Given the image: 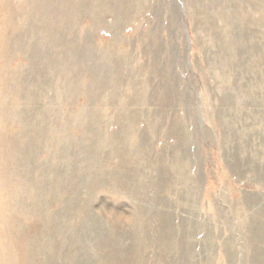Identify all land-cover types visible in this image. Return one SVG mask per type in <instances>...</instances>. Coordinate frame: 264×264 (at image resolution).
<instances>
[{"label": "rangeland", "instance_id": "374dc122", "mask_svg": "<svg viewBox=\"0 0 264 264\" xmlns=\"http://www.w3.org/2000/svg\"><path fill=\"white\" fill-rule=\"evenodd\" d=\"M142 1L122 20L114 11L132 0H4L19 12L10 25L0 14V44L17 56H0V76L24 80L0 83L6 264L44 262L48 249L55 264L105 251L102 264H251L246 223L264 211V0ZM37 236L42 251H28Z\"/></svg>", "mask_w": 264, "mask_h": 264}, {"label": "bare ground", "instance_id": "6f19581e", "mask_svg": "<svg viewBox=\"0 0 264 264\" xmlns=\"http://www.w3.org/2000/svg\"><path fill=\"white\" fill-rule=\"evenodd\" d=\"M94 1V0H93ZM110 1L111 0H102V3H101V6H100V8H99V10H102L104 7H106V6H109L111 3H110ZM6 3V2H5ZM4 3V0H0V14L1 15H3V17L6 19V22H7V25H10V24H12L13 23V20L15 19L14 18V16H15V14H16V12H19V9H18V7L17 8H12V7H7V5ZM138 3H139V6H137L138 5ZM27 5V4H26ZM146 7V2L144 3V1H142V0H140V2L138 1V0H132V4L129 6H125V5H120L118 8H117V10H115L114 11V13L116 14V16H117V19H122V20H124V19H126V18H130L132 15V11H133V13L134 12H140L143 8H145ZM17 9V10H16ZM132 10V11H131ZM131 11V12H130ZM21 13V12H20ZM29 15V14H28ZM27 15V16H28ZM131 15V16H130ZM98 16V15H97ZM18 17V16H17ZM98 18V17H97ZM4 19V20H5ZM1 22V21H0ZM25 23V22H24ZM98 23V22H97ZM1 26V25H0ZM2 26H4L5 27V24H3ZM7 27V26H6ZM14 27V26H13ZM1 32V31H0ZM1 33H3V32H1ZM2 35V34H1ZM156 37V36H155ZM4 38V37H3ZM3 38H1L2 40H3ZM24 38V37H23ZM1 40V43L2 44H0V56H3L4 57V59H6V56L8 57V60H12L14 57H16L17 56V53H15L16 52V49L15 48H8L6 45H5V42H4V40L2 41ZM146 42V41H145ZM57 43V42H56ZM69 43V42H68ZM148 44V43H147ZM27 45H28V43H27ZM32 45V44H31ZM58 45V44H57ZM30 46V45H29ZM147 46V45H146ZM148 47V46H147ZM159 47L160 46H158V49H159ZM154 48H155V45H154ZM83 49V48H82ZM149 49V48H148ZM157 49V48H156ZM31 52H33V51H31ZM152 52V51H151ZM157 53V52H156ZM37 59H39V58H37ZM85 59V58H84ZM1 61H2V59H1ZM4 61V60H3ZM7 61V60H6ZM1 65H4V64H1ZM6 66V65H5ZM16 71V70H15ZM12 71V72H10L9 74H8V76H9V80L7 79L6 80V78L4 77V75H1L0 76V83L1 82H3V84H4V86H5V89H6V91L7 90H11V89H15V90H17L19 87H22V83L24 82V80H23V78H22V74H20V72L19 71ZM43 72V71H42ZM6 81V82H5ZM48 81H50V80H48ZM143 82V81H142ZM144 85V84H143ZM141 87H144V86H141ZM1 90H0V95L2 96V94H5L6 92H5V89L2 87V88H0ZM144 89H146L147 90V88H144ZM143 90V89H142ZM29 91V90H28ZM30 91H31V89H30ZM33 91H35V90H33ZM141 92V91H140ZM32 93V92H31ZM145 94V93H144ZM23 95V94H22ZM146 95V94H145ZM137 101L140 103V102H143L144 101V95H142L141 97H138L137 98ZM142 104V103H141ZM86 118V117H85ZM40 120V119H39ZM2 121V120H1ZM7 121V120H6ZM3 125H5V124H3ZM12 130V129H11ZM17 137V136H16ZM13 140V139H12ZM11 140V141H12ZM15 142V141H14ZM13 143V142H12ZM9 145H12V144H9ZM14 146H16V145H14ZM18 147V146H17ZM16 147V148H17ZM20 148H21V146H20ZM14 150H16V149H14ZM19 150V149H18ZM13 151V150H12ZM11 152V151H10ZM14 152V151H13ZM15 153V152H14ZM17 154H18V151H17ZM11 156V155H10ZM13 157V156H12ZM121 160L125 157V155H120V156H118ZM11 158V157H10ZM6 159V158H5ZM12 159V158H11ZM7 160V159H6ZM8 160H10L9 159V157H8ZM11 161V160H10ZM13 161H15V160H13ZM7 162V161H6ZM5 168V167H4ZM8 170V169H7ZM4 186V185H3ZM36 189V188H35ZM2 190H3V188H2ZM5 199V198H4ZM10 202V201H9ZM1 203V202H0ZM44 203V202H43ZM5 205V204H4ZM11 205V204H10ZM7 206H8V204H7ZM13 206V205H12ZM84 207V206H83ZM7 208V207H6ZM256 214H254L253 216H251L249 219H248V221H247V223H246V227H247V230H248V233H249V235L251 236V238H250V241L252 242V244H253V257H252V259H251V262H249V263H251V264H264V259H263V257H264V255H263V250L261 249V248H259L258 247V245L259 244H263L264 243V211H262L261 209L260 210H258V211H256L255 212ZM6 214H8V213H6ZM22 214V213H21ZM79 214V213H78ZM23 215V214H22ZM3 216V215H2ZM26 217V216H25ZM25 217H22V218H25ZM2 218V217H1ZM27 218V217H26ZM39 218V217H38ZM17 219V218H16ZM33 220V219H32ZM10 221V220H9ZM22 221H23V219H22ZM3 222V221H2ZM19 222V221H18ZM24 222V221H23ZM29 222V221H28ZM13 223H15V222H13ZM19 223H21V222H19ZM46 223V222H45ZM1 224V223H0ZM22 224V223H21ZM20 224V225H21ZM24 224H26V223H24ZM5 225H7V224H5ZM19 225V224H18ZM20 225L19 226H17L18 228L20 227ZM33 225V224H32ZM35 225V224H34ZM48 225V224H47ZM49 225H50V223H49ZM1 226H3V225H1ZM9 226V225H8ZM23 226V225H22ZM28 226L29 225H27V228H28ZM41 226V225H40ZM256 226V227H255ZM37 227V226H36ZM167 227V226H166ZM257 228V229H256ZM10 229H12V228H10ZM14 229L15 230H17L15 227H14ZM21 229V228H20ZM37 229V228H36ZM47 229H49L48 227H47ZM8 230H9V227H8ZM7 230V231H8ZM15 230H13V232H15ZM162 230V229H161ZM1 231V230H0ZM18 231H19V229H18ZM22 231H24V230H22ZM36 231V230H35ZM163 231H165V229L163 230ZM167 231H169L170 233H171V231L170 230H167ZM2 232H3V230H2ZM26 232V231H25ZM34 232V231H33ZM37 232V231H36ZM46 232H47V230H46ZM45 232V233H46ZM48 232H50V230L48 231ZM168 232V233H169ZM1 233V232H0ZM5 233V232H4ZM3 233V234H4ZM9 233V232H8ZM19 233V232H18ZM17 233V234H18ZM21 233V232H20ZM24 233V232H23ZM31 233V232H30ZM16 234V233H15ZM25 234V233H24ZM33 234V233H32ZM39 234H41L40 232H39ZM47 234V233H46ZM162 234V233H161ZM164 234V233H163ZM166 234V233H165ZM164 234V235H165ZM10 235V234H9ZM14 235V234H13ZM168 235V234H167ZM169 235H171V234H169ZM2 236V235H1ZM8 236V235H7ZM23 236V235H22ZM107 237V236H106ZM170 237L171 236H169V240H168V238H166L167 240H168V242L170 241ZM12 238V237H11ZM30 238V237H29ZM108 238V237H107ZM1 239H2V237H1ZM131 239V238H130ZM135 239V238H134ZM9 240H11V239H9ZM106 240V239H105ZM166 240V241H167ZM21 241H23V240H20V242ZM112 241V240H111ZM132 241V240H131ZM126 242H128V240L126 241ZM3 243V242H2ZM106 243V242H105ZM104 243V244H105ZM111 243V242H110ZM115 243H117V242H115ZM6 244H7V242H6ZM107 244V243H106ZM112 244V243H111ZM119 244V243H118ZM166 244H167V242H166ZM110 245V244H109ZM108 245V246H109ZM125 245V244H124ZM165 245V244H164ZM1 246V245H0ZM102 246H104V245H102ZM106 246V245H105ZM128 246V245H127ZM166 246V245H165ZM12 247V246H11ZM27 250L29 251V249L30 250H33V251H42L41 250V248H40V246H39V238H38V236L37 237H34V238H32V239H30L29 241H28V243H27ZM121 247V246H120ZM125 247V246H124ZM261 247V246H260ZM13 248H15V247H13ZM104 248V247H103ZM102 248V252H103V249ZM166 248H167V246H166ZM108 249V248H107ZM113 248H111L110 250H112ZM46 250V249H45ZM44 250V251H45ZM109 250V251H110ZM130 250V249H129ZM11 251V250H10ZM134 251V250H133ZM132 251V252H133ZM116 252V251H115ZM6 253V252H5ZM10 253V252H9ZM11 253H12V251H11ZM10 253V254H11ZM43 253V252H42ZM129 253V252H128ZM250 253H251V250H250ZM66 254H67V256H66ZM123 254V251H117L116 252V257H119V256H121ZM130 254V253H129ZM252 254V253H251ZM133 255V254H132ZM38 256V255H37ZM36 256V257H37ZM90 256V255H89ZM94 256V255H93ZM109 256H111L110 255V253H108V252H103L102 253V256H99V255H97V257L99 258V262L97 261V259H96V262H93V263H91V262H86L85 260H81V261H77V262H74V259L73 260H71L70 261V258H69V254L68 253H65V254H63L62 255V257L61 258H64V262H60V263H58V261H57V264H66L65 262H68V263H71V264H102L103 263V261H105V260H107V258L109 257ZM250 256V255H249ZM39 257V256H38ZM37 257V258H38ZM43 257H44V254H43ZM58 258V253L57 252H54L53 250H50V249H48V251H47V254H45V261L44 262H42L41 261V263H38V262H34V260H32L30 257H29V262H30V264H55V260H54V258ZM91 257V256H90ZM84 258V257H83ZM112 258V257H111ZM123 258V255L119 258V260H116V262H123V261H125L126 259H122ZM133 258V257H132ZM251 258V257H250ZM51 259H53V261H52V263H49V260H51ZM160 259V258H159ZM41 260V259H40ZM249 260V259H248ZM159 261H161V260H159ZM158 261V262H159ZM136 262V261H135ZM247 262V263H248ZM160 263V262H159ZM0 264H6L5 263V258H4V256L0 253ZM106 264V263H105ZM116 264V263H115ZM134 264H136V263H134Z\"/></svg>", "mask_w": 264, "mask_h": 264}]
</instances>
